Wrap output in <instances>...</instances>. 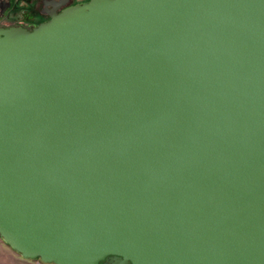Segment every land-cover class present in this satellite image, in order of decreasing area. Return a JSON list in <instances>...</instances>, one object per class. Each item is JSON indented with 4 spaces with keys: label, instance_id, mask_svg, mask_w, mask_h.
Listing matches in <instances>:
<instances>
[{
    "label": "water",
    "instance_id": "1",
    "mask_svg": "<svg viewBox=\"0 0 264 264\" xmlns=\"http://www.w3.org/2000/svg\"><path fill=\"white\" fill-rule=\"evenodd\" d=\"M0 236L54 264H264V0L0 28Z\"/></svg>",
    "mask_w": 264,
    "mask_h": 264
},
{
    "label": "flooded vegetation",
    "instance_id": "2",
    "mask_svg": "<svg viewBox=\"0 0 264 264\" xmlns=\"http://www.w3.org/2000/svg\"><path fill=\"white\" fill-rule=\"evenodd\" d=\"M88 0H0V28L29 29L51 18L53 12Z\"/></svg>",
    "mask_w": 264,
    "mask_h": 264
},
{
    "label": "crops",
    "instance_id": "3",
    "mask_svg": "<svg viewBox=\"0 0 264 264\" xmlns=\"http://www.w3.org/2000/svg\"><path fill=\"white\" fill-rule=\"evenodd\" d=\"M21 258V261L26 264L21 253L13 249L4 239L0 236V264H16V258ZM25 258V257H24ZM32 264H43L40 259H32ZM29 264V263H28Z\"/></svg>",
    "mask_w": 264,
    "mask_h": 264
},
{
    "label": "rangeland",
    "instance_id": "4",
    "mask_svg": "<svg viewBox=\"0 0 264 264\" xmlns=\"http://www.w3.org/2000/svg\"><path fill=\"white\" fill-rule=\"evenodd\" d=\"M22 257H23V259H25V261H26L25 263H26V264H28V263H29V264H32L33 260H32L31 258H27V257L24 258L23 255H22ZM37 259H39V258H37ZM40 260H41V259H40ZM15 262H16V264H23V263H24V262L21 261V258H19V257L16 258ZM41 262H42L43 264H54V263H46V262H44V261H42V260H41Z\"/></svg>",
    "mask_w": 264,
    "mask_h": 264
}]
</instances>
